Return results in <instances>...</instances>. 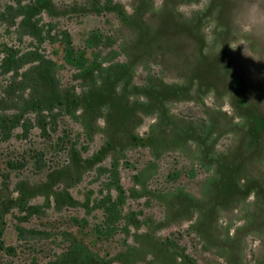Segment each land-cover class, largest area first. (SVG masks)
<instances>
[{
  "label": "rangeland",
  "instance_id": "obj_1",
  "mask_svg": "<svg viewBox=\"0 0 264 264\" xmlns=\"http://www.w3.org/2000/svg\"><path fill=\"white\" fill-rule=\"evenodd\" d=\"M40 1L42 36L0 22V43L56 61L63 87L111 74L88 134L34 116L0 143L2 240L17 252L0 264H92L81 245L63 261L74 243L105 264H264V0ZM81 57L97 66L64 63ZM107 127L129 132L112 150ZM114 176L124 201L104 228ZM63 191L73 201L55 203ZM17 197L25 206L4 204Z\"/></svg>",
  "mask_w": 264,
  "mask_h": 264
},
{
  "label": "trees",
  "instance_id": "obj_2",
  "mask_svg": "<svg viewBox=\"0 0 264 264\" xmlns=\"http://www.w3.org/2000/svg\"><path fill=\"white\" fill-rule=\"evenodd\" d=\"M11 2L12 4L8 5L0 13V22L6 24V27L11 29L16 26L17 30L23 29L29 33L30 37L37 39L42 36L44 32L43 28L40 27L39 20L35 16L38 13L37 10H41L39 5L41 1L11 0ZM18 19H20V22L17 21ZM63 52L69 58L76 56L68 49ZM81 58L78 61H64V63L76 68L81 75L84 74L83 72L94 69L97 66V61H79L83 60L84 57ZM59 66L56 61H51L42 56L37 49L21 54L7 44L0 43V74L9 77L6 81L4 94L0 97V143L9 140L11 132L15 129L22 126L24 129H28L29 126L33 125L34 116L37 118L36 121L39 122L50 117L51 124H57L58 118L62 116L73 117L80 122L86 134L93 128V124L90 123L93 117L94 124L96 125V113L102 110L101 108L92 109L95 98L94 92L98 90L96 89L98 86H101L102 88L100 89H103L104 85H107V76L111 72L105 71L103 73L104 67L101 66V75L104 74L103 76L106 77L103 83L99 84L95 81L93 88L91 87L92 90L81 87V90L78 91L75 87L69 88L59 85L57 80ZM43 115H46V117L42 118ZM107 128H102V130L112 150L115 147L113 143L117 142L119 133ZM125 134L129 135L127 129L120 132L119 137H123ZM131 135L134 141L141 140L134 132H131ZM104 168L107 167L104 166ZM113 170L117 171V164L111 161L108 171L111 173ZM110 186L112 190L117 192V197H113L109 193L106 198L99 201L109 213L104 228L117 226L118 217L116 216L121 213L119 209L124 201V190L120 180L116 176H114ZM20 194L23 197L27 195L23 188L19 190ZM54 195L57 201L55 203L57 204L73 201V197L67 191L56 192ZM3 201H5L4 204H16L20 207L25 206L27 203L26 200L19 197L16 199H3ZM30 209H37V207L32 206ZM3 215V213H0V251L5 250L7 254L14 255L17 253L16 247H7L2 240L4 230ZM22 236L24 237V235ZM79 245L86 249H84L80 258L83 263L85 261L88 262L89 259L92 264H105L104 261L90 255V250L83 243L71 245L68 251L63 254L64 262L69 263L73 258H76L75 254L77 250L75 251V249Z\"/></svg>",
  "mask_w": 264,
  "mask_h": 264
}]
</instances>
